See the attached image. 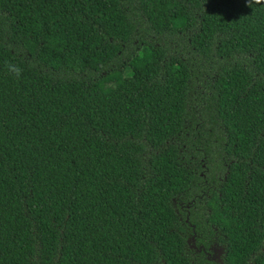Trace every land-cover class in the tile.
<instances>
[{
    "label": "trees",
    "instance_id": "1",
    "mask_svg": "<svg viewBox=\"0 0 264 264\" xmlns=\"http://www.w3.org/2000/svg\"><path fill=\"white\" fill-rule=\"evenodd\" d=\"M0 264H264V0H0Z\"/></svg>",
    "mask_w": 264,
    "mask_h": 264
},
{
    "label": "clouds",
    "instance_id": "2",
    "mask_svg": "<svg viewBox=\"0 0 264 264\" xmlns=\"http://www.w3.org/2000/svg\"><path fill=\"white\" fill-rule=\"evenodd\" d=\"M249 2H251V0H249ZM6 67L8 72L14 74L16 77H19L21 75L22 69L18 65L8 63Z\"/></svg>",
    "mask_w": 264,
    "mask_h": 264
}]
</instances>
